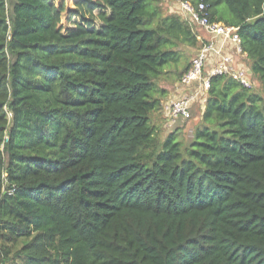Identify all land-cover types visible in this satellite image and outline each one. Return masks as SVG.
<instances>
[{
  "label": "trees",
  "instance_id": "16d2710c",
  "mask_svg": "<svg viewBox=\"0 0 264 264\" xmlns=\"http://www.w3.org/2000/svg\"><path fill=\"white\" fill-rule=\"evenodd\" d=\"M153 1L0 0V264H264L262 97L212 77L160 140L164 36L195 37ZM205 1L264 90V0Z\"/></svg>",
  "mask_w": 264,
  "mask_h": 264
},
{
  "label": "built area",
  "instance_id": "2783aa9c",
  "mask_svg": "<svg viewBox=\"0 0 264 264\" xmlns=\"http://www.w3.org/2000/svg\"><path fill=\"white\" fill-rule=\"evenodd\" d=\"M175 6L176 13L187 24L199 27L211 37L203 42L179 77L181 87L194 88L180 97L168 98L161 104V112L169 122L191 118L193 105L202 94L207 93L212 77H231L246 89H252L255 85L249 67L244 62L247 53L241 47L238 26L213 20L205 0H193V3L190 0H177Z\"/></svg>",
  "mask_w": 264,
  "mask_h": 264
},
{
  "label": "rangeland",
  "instance_id": "374dc122",
  "mask_svg": "<svg viewBox=\"0 0 264 264\" xmlns=\"http://www.w3.org/2000/svg\"><path fill=\"white\" fill-rule=\"evenodd\" d=\"M176 1L177 0H158V2H151L148 5V9L150 11L156 9L157 16L146 22L147 25L151 27L157 26L163 17L176 13ZM217 9L219 12H223L228 15V8L224 3L219 4ZM191 31L195 40L189 37L177 39L170 36H164L168 39L165 47L175 52L177 60L165 64L162 72L154 79V85L151 93L153 96L158 98L163 96V98L160 99V106L164 100L168 98L180 97L194 88L191 87L184 89L178 83L181 73L189 65L191 58L196 55L203 42L206 40L205 36L201 31H199L197 26L191 29ZM251 91L258 92V94L262 97V104H264V90L257 79L255 86L251 89ZM206 96L207 93L202 94L195 102L191 110L192 116L188 120L176 119L173 122H169L166 121L167 118L164 113L160 110L158 112L157 109H154L153 113L150 115V124L157 128L159 139L161 140L169 132V130L177 129V138L181 141L183 147H185L190 141L193 127L199 124V120L197 119L201 114Z\"/></svg>",
  "mask_w": 264,
  "mask_h": 264
},
{
  "label": "crops",
  "instance_id": "0c3cea01",
  "mask_svg": "<svg viewBox=\"0 0 264 264\" xmlns=\"http://www.w3.org/2000/svg\"><path fill=\"white\" fill-rule=\"evenodd\" d=\"M219 14L221 13V12H218ZM218 14V15H219ZM220 21H222V22H224V20H220ZM189 25V24H188ZM189 27H190V29H193L194 27H196V26H191V25H189ZM199 28V27H198ZM199 31H201L202 33H203V35L205 36V38L206 39H209L211 36L209 35V34H207L205 31H203L202 29H200L199 28ZM194 33V32H193ZM238 58V57H237ZM246 60L244 59V62H245ZM247 63V65L249 66V63L248 62H246ZM163 98V96L162 97H160L159 99H162ZM165 99V98H164ZM204 107H205V104L203 105V108H202V110H201V113L203 112V110H204ZM158 112H159V109H158ZM153 113V112H152ZM200 117H201V114H200V116H199V118L197 119V120H199L200 119Z\"/></svg>",
  "mask_w": 264,
  "mask_h": 264
}]
</instances>
